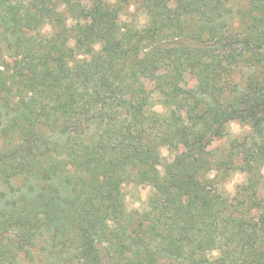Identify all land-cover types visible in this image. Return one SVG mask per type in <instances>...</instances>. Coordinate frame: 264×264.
Here are the masks:
<instances>
[{
	"label": "trees",
	"instance_id": "1",
	"mask_svg": "<svg viewBox=\"0 0 264 264\" xmlns=\"http://www.w3.org/2000/svg\"><path fill=\"white\" fill-rule=\"evenodd\" d=\"M171 1L141 0L140 28L120 19L133 0H90L88 29L59 10L72 0H0V264H264V230H244L264 214V0ZM181 64L197 77L193 137L250 128L220 161L162 158L184 137L175 110L148 113L139 75L170 109ZM216 165L247 174L232 201ZM133 183L153 190L143 210L126 207Z\"/></svg>",
	"mask_w": 264,
	"mask_h": 264
},
{
	"label": "rangeland",
	"instance_id": "2",
	"mask_svg": "<svg viewBox=\"0 0 264 264\" xmlns=\"http://www.w3.org/2000/svg\"><path fill=\"white\" fill-rule=\"evenodd\" d=\"M132 5H135V11L130 12L129 8L126 9L123 14L120 15V19L124 25H134L140 28H143L149 22V18L143 14L142 10H138L141 0H133L131 2ZM181 5V1L172 0L167 8V11L173 12L175 9L177 10ZM72 10H69L71 15L66 10L65 6L62 5L59 7L60 11H66L67 14V22L69 27H73L75 25H80L83 28H88L93 26L94 24V12L92 9V4L90 0H72ZM141 18H145L143 24H141ZM45 32L48 31V28L44 29ZM74 42V41H73ZM72 42V43H73ZM71 43V44H72ZM78 44L77 47H79ZM94 48V52L90 51L80 52L79 51V59H95V53L98 51L99 46H92ZM96 51V52H95ZM172 80L177 84L179 88V100L178 103L174 104L170 109L167 108L162 103L161 98H159L158 94L152 89L155 87V73L150 70H144L139 75L138 87L143 90L146 94H150V105L148 106V113H158L165 114L168 110H175V114L177 122L179 124L180 132L184 137V140L180 142L177 148L174 151L167 149V155H162L164 162H171L173 159L183 158L189 161H204L208 159L210 162L220 161L224 159L226 154H229L231 150L230 143L234 139L241 138L242 136L249 133V126L242 124L238 121L239 127L241 129L240 134H231L227 129V124L225 128L217 133L213 140L208 143H200L198 139L190 134L192 121L194 114L196 112V106L194 103V99L197 94V77L194 70L188 66L187 64H181L173 67L171 69ZM247 152V151H246ZM216 155V157H210V154ZM237 153V151H235ZM208 155V156H207ZM245 155V153H243ZM242 155V157H243ZM215 162V163H216ZM217 164V163H216ZM240 164H241V156H240ZM210 173H215L213 179H210L218 192L224 196L223 198H227L229 200H233L237 195V191L239 190L241 185L247 183V174L241 171L236 165L235 166H227L220 168L219 166H211ZM262 175H264V168L260 170ZM237 176L241 177V179H237V182L233 185L231 191L227 190L224 185L230 182L232 179L237 178ZM125 198H126V207L129 211L135 210H143L146 208L147 203L149 202L153 190L150 186L147 185H136L130 184L125 186ZM261 193L264 196V187L261 189ZM252 216H250L249 220L246 222L244 230L251 237H258L264 230V214L261 212H252ZM38 252V251H37ZM217 252V251H215ZM218 253V252H217ZM218 257L215 256L213 258ZM164 264H179L177 261H172L170 259H164ZM23 264H27L26 261H23Z\"/></svg>",
	"mask_w": 264,
	"mask_h": 264
},
{
	"label": "clouds",
	"instance_id": "3",
	"mask_svg": "<svg viewBox=\"0 0 264 264\" xmlns=\"http://www.w3.org/2000/svg\"><path fill=\"white\" fill-rule=\"evenodd\" d=\"M129 11H130V12H134V11H135V5L130 4V5H129ZM144 22H146V21H145V18H141V24H143ZM226 127H227L228 131H229L231 134H233V135H235V134H240V133H241V129H240L239 124H238L237 122H229V124H228ZM161 152H162V155H164V156L167 155V149H166V148H165V149H161ZM214 176H215V173H214V172H213V173H209V175H208L207 178H208V179H213ZM237 179H241V177L237 176V178H234V179H232L230 182L226 183V184L224 185V187H225L227 190L231 191L233 185L237 182ZM217 255H218L217 252H215V251L211 252V253L209 254V260H211L213 257H215V256H217Z\"/></svg>",
	"mask_w": 264,
	"mask_h": 264
}]
</instances>
